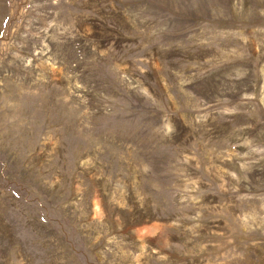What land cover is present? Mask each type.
Here are the masks:
<instances>
[{
  "label": "rangeland",
  "instance_id": "1",
  "mask_svg": "<svg viewBox=\"0 0 264 264\" xmlns=\"http://www.w3.org/2000/svg\"><path fill=\"white\" fill-rule=\"evenodd\" d=\"M0 264H264V0H0Z\"/></svg>",
  "mask_w": 264,
  "mask_h": 264
}]
</instances>
